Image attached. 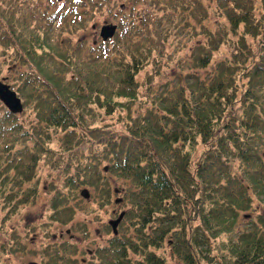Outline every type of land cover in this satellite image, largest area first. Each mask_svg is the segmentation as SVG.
I'll return each mask as SVG.
<instances>
[{
	"label": "trees",
	"instance_id": "16d2710c",
	"mask_svg": "<svg viewBox=\"0 0 264 264\" xmlns=\"http://www.w3.org/2000/svg\"><path fill=\"white\" fill-rule=\"evenodd\" d=\"M110 1L49 12L42 0H0V65L12 56L23 67L11 85L22 112L0 102L4 208L18 213L37 197L40 170L60 168L47 205L54 223L72 221L84 189L101 206L121 190L128 207L92 259L50 241L42 264H264V0H132L151 12L124 17L112 39L96 28L88 48L64 35L91 30ZM175 39L195 40L187 57L169 51ZM223 45L229 57L213 60Z\"/></svg>",
	"mask_w": 264,
	"mask_h": 264
},
{
	"label": "rangeland",
	"instance_id": "374dc122",
	"mask_svg": "<svg viewBox=\"0 0 264 264\" xmlns=\"http://www.w3.org/2000/svg\"><path fill=\"white\" fill-rule=\"evenodd\" d=\"M208 1L209 0L204 2L207 4ZM111 2L112 8L106 7L107 5H105V3H101L102 10H99L96 17L90 22V25H92L91 30L89 26L85 30L74 29L76 33L72 36V34H69V29H64V35H69L73 43H77L79 39H84L87 41L86 46L91 47L93 45H91V42L95 36L96 26L100 28L106 21L107 23L118 26L119 23L124 20V17L135 19L147 10L143 4H131V0H111L110 3ZM70 4L74 6L77 2H72V0H42V9L47 8L49 12H57L59 9L66 7V5L71 7ZM124 4H126V6H124ZM77 7L78 11H80L83 6L82 4H78ZM71 11L73 13L75 12L73 8ZM147 12L151 11L147 10ZM163 15L164 13H160L159 17ZM143 16L144 15H142L141 18ZM212 20V27L215 28L217 21L215 22V17H212ZM93 26H95V29H93ZM71 30H73V28ZM86 33H89L91 36H87L88 34ZM197 38L203 42L205 41L203 36H198ZM175 40L178 42V46H172L169 51L176 52L182 57H187L191 52L195 40H184L181 44H179L180 39ZM1 50L2 49H0V53ZM10 53H12V51H10ZM229 54L230 50L228 45H223L216 51L213 60L219 61L224 58L226 59L229 57ZM12 59L14 61L12 56L11 58L8 57L5 60L6 63L3 64V66L0 65V80L9 85L15 83L16 76L19 75L21 73L20 70L23 69V67H20L16 70L14 66L11 67L10 60ZM149 71H151V69L147 68V74ZM169 73L171 72L167 68L165 72L161 74L162 76L155 80L154 85L165 83V79L168 78ZM145 75L146 73L142 72L138 76V80L141 81L144 79ZM20 118L22 119L21 115ZM109 120V118H106L102 123H107ZM115 125L117 128H120L121 123L116 122ZM204 149L205 147L202 143L197 145L196 150L192 154L193 163H195V159L200 156ZM85 153L87 154L88 151L85 150ZM2 171H4L3 168ZM59 174H63V170L60 168L57 169V171L50 172L48 168L40 170L37 179V197L33 202H29L22 207L20 205L18 213L12 214L11 207L4 208V199L3 197L0 199V264H29L32 262L42 264L43 258H45L44 248L50 241L51 243L56 242L57 244H72L76 249L74 256L86 260L93 258V252L97 247L108 244L113 234L108 231L106 224H108L110 219L117 218L121 211L128 207L126 203H123L122 200L117 198L124 197L123 191L120 190L119 193H113L110 203L104 206L95 203L91 198H85V202H83L80 207H77L72 221L62 226L60 222L57 224L51 221V213L47 210L49 199L54 194V192H52L51 180L54 178V182H56ZM23 186L24 188L29 187L31 186V182L25 181ZM260 206L262 207V203L253 195V207L252 210L248 212L250 214L249 218L256 219L259 214H262ZM193 223L197 224L198 221H194ZM239 223L240 226H238V228H244V218L239 219ZM66 229L70 231L66 233ZM3 233H6L7 236ZM15 235L27 244V248L25 246L24 249H22L21 244L15 241ZM221 238H227V236L223 235ZM10 243L13 246V250L15 248L16 251L11 252L7 250L6 252H2V244L9 247ZM217 250L218 249H215V251ZM158 252H163V250H159ZM168 264L175 263L169 260Z\"/></svg>",
	"mask_w": 264,
	"mask_h": 264
},
{
	"label": "water",
	"instance_id": "95a60500",
	"mask_svg": "<svg viewBox=\"0 0 264 264\" xmlns=\"http://www.w3.org/2000/svg\"><path fill=\"white\" fill-rule=\"evenodd\" d=\"M58 1H61V0H58ZM116 28L117 27L115 25L102 26L99 32L100 38L103 41H106L112 38L116 32ZM0 101L13 114L21 113L23 110V105H22L20 97H18L15 90L11 89L9 84H5L3 81H0ZM81 194L84 198L89 197V192L86 189L82 190ZM122 216H123V213L121 212L117 218L110 219L108 222L110 226L112 227L114 234L117 233V225L120 222ZM29 264H38V263L32 262Z\"/></svg>",
	"mask_w": 264,
	"mask_h": 264
},
{
	"label": "flooded vegetation",
	"instance_id": "af4514ba",
	"mask_svg": "<svg viewBox=\"0 0 264 264\" xmlns=\"http://www.w3.org/2000/svg\"><path fill=\"white\" fill-rule=\"evenodd\" d=\"M74 1L77 2V4L74 5V7L78 9L77 5L79 4L80 0H72V2H74ZM131 3H132V0H131ZM121 6H123V5H121ZM124 6H126V4H124ZM125 13H126V12H125ZM103 24H111V23H107V21H106V22L103 23ZM103 24H102V25H103ZM102 25H101V26H102ZM101 26H100V28H101ZM96 28H97V26H96ZM100 28H99V26H98V31H100ZM93 29H95V26H93Z\"/></svg>",
	"mask_w": 264,
	"mask_h": 264
}]
</instances>
